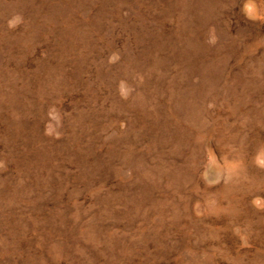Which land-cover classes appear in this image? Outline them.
Returning <instances> with one entry per match:
<instances>
[{"label":"rangeland","instance_id":"374dc122","mask_svg":"<svg viewBox=\"0 0 264 264\" xmlns=\"http://www.w3.org/2000/svg\"><path fill=\"white\" fill-rule=\"evenodd\" d=\"M0 264H264V0H0Z\"/></svg>","mask_w":264,"mask_h":264},{"label":"bare ground","instance_id":"6f19581e","mask_svg":"<svg viewBox=\"0 0 264 264\" xmlns=\"http://www.w3.org/2000/svg\"><path fill=\"white\" fill-rule=\"evenodd\" d=\"M254 182V181H253ZM242 196V195H241Z\"/></svg>","mask_w":264,"mask_h":264}]
</instances>
